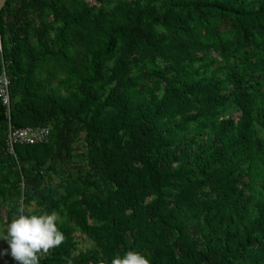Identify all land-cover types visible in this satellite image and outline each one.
I'll use <instances>...</instances> for the list:
<instances>
[{"label": "trees", "instance_id": "obj_1", "mask_svg": "<svg viewBox=\"0 0 264 264\" xmlns=\"http://www.w3.org/2000/svg\"><path fill=\"white\" fill-rule=\"evenodd\" d=\"M0 35L12 124L50 128L11 153L0 99L1 231L55 211L40 264H264V0H7Z\"/></svg>", "mask_w": 264, "mask_h": 264}, {"label": "clouds", "instance_id": "obj_2", "mask_svg": "<svg viewBox=\"0 0 264 264\" xmlns=\"http://www.w3.org/2000/svg\"><path fill=\"white\" fill-rule=\"evenodd\" d=\"M60 222L55 211L39 214L21 211L0 231V239L7 241L10 254L18 264H40L43 254L59 247L65 240ZM110 264H151V259L132 249L113 257Z\"/></svg>", "mask_w": 264, "mask_h": 264}, {"label": "built area", "instance_id": "obj_3", "mask_svg": "<svg viewBox=\"0 0 264 264\" xmlns=\"http://www.w3.org/2000/svg\"><path fill=\"white\" fill-rule=\"evenodd\" d=\"M3 54V47L0 35V56ZM7 63L2 59L0 67V99L2 105L5 108V114L8 118V150L15 153V145L19 143H40L49 140L50 128L41 126H26V127H15L11 122V108H12V97H11V80L7 72ZM43 254L41 257L46 256ZM18 263V262H17Z\"/></svg>", "mask_w": 264, "mask_h": 264}, {"label": "rangeland", "instance_id": "obj_4", "mask_svg": "<svg viewBox=\"0 0 264 264\" xmlns=\"http://www.w3.org/2000/svg\"><path fill=\"white\" fill-rule=\"evenodd\" d=\"M93 2H96V0H92ZM0 231H1V227H0ZM75 236L77 238V240L79 241V248L84 250V249H87L89 247L92 246V241L90 239H88L86 237V235L84 234H81L80 232H76L75 233ZM0 251L2 252V254H6L8 251H4V249L0 248Z\"/></svg>", "mask_w": 264, "mask_h": 264}, {"label": "crops", "instance_id": "obj_5", "mask_svg": "<svg viewBox=\"0 0 264 264\" xmlns=\"http://www.w3.org/2000/svg\"><path fill=\"white\" fill-rule=\"evenodd\" d=\"M0 248L4 249V251L7 250V253L10 254L9 245L5 239H0ZM2 252L0 251V264H8L5 262L6 259L4 258Z\"/></svg>", "mask_w": 264, "mask_h": 264}, {"label": "water", "instance_id": "obj_6", "mask_svg": "<svg viewBox=\"0 0 264 264\" xmlns=\"http://www.w3.org/2000/svg\"><path fill=\"white\" fill-rule=\"evenodd\" d=\"M7 0H0V11L4 8L6 5Z\"/></svg>", "mask_w": 264, "mask_h": 264}]
</instances>
